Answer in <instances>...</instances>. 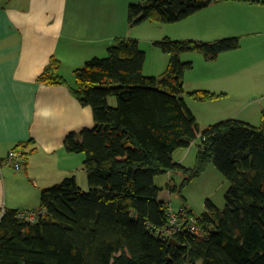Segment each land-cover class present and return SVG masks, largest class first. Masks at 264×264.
Segmentation results:
<instances>
[{
  "label": "trees",
  "instance_id": "1",
  "mask_svg": "<svg viewBox=\"0 0 264 264\" xmlns=\"http://www.w3.org/2000/svg\"><path fill=\"white\" fill-rule=\"evenodd\" d=\"M218 1L256 2L141 0L127 6V24L173 23ZM152 44L169 56L158 77L143 74L145 53L130 37L114 38L106 56L92 57L72 71L70 94L90 109L93 126L67 133L63 146L83 155L87 188L69 176L42 189L37 210L43 213L34 221L0 206V264H264V111L259 125L230 118L200 128L182 96L204 102L224 94L185 92L183 74L192 63L180 55L197 52L213 61L238 48L239 39L165 36ZM59 65L51 56L37 82L65 84ZM109 97L115 98L114 106ZM196 138L193 166L172 160L173 150ZM209 164L228 181L224 208L205 201L198 215L203 237L187 231L159 234L168 206L158 198L154 177L181 174L168 190L178 196L179 208L192 214L183 189Z\"/></svg>",
  "mask_w": 264,
  "mask_h": 264
},
{
  "label": "crops",
  "instance_id": "2",
  "mask_svg": "<svg viewBox=\"0 0 264 264\" xmlns=\"http://www.w3.org/2000/svg\"><path fill=\"white\" fill-rule=\"evenodd\" d=\"M140 1L0 0V159L10 148L28 142L23 147L28 151L26 162L19 170L0 168V206L35 211L41 190L69 176L80 188H87L83 155L67 152L63 139L93 121L90 109L70 94L74 78L67 73L73 75L88 59L105 54L114 38H135L141 48L136 28L142 22L130 27L126 17L127 6ZM254 1H227L229 20L244 18L234 35L245 39V44L216 60L223 65L229 53L228 68L234 72L264 59V0ZM252 11L262 16L252 17L248 14ZM158 54L156 66L166 68L167 56ZM51 56L59 60L63 85L37 82ZM145 65L146 54L143 71ZM218 74L224 76L225 69Z\"/></svg>",
  "mask_w": 264,
  "mask_h": 264
},
{
  "label": "rangeland",
  "instance_id": "3",
  "mask_svg": "<svg viewBox=\"0 0 264 264\" xmlns=\"http://www.w3.org/2000/svg\"><path fill=\"white\" fill-rule=\"evenodd\" d=\"M230 7L231 3L227 1L211 2L186 18L173 23H157L149 20L142 22L136 30L139 31L138 35L142 38L141 48L146 54V65L143 74L156 77L161 75L165 67L156 66L158 63L157 57L160 55L158 53H162L161 55H164V57L167 56L169 60L166 53L155 47L152 42H147L148 40H159L166 36L172 39H194L210 42L235 36L239 39V45H244L245 39L237 36V34L234 35L242 22L241 19L244 18H240L238 15L235 20H229ZM253 12H248V14L250 13L254 18L262 16L260 12H256V14ZM225 55L228 56L224 64L220 65L219 59H215L214 62L205 60L197 52L182 53L180 60L192 63V68L186 70L183 74L185 92L208 90L212 93L219 94L222 92L224 94L215 100L204 102L194 100L185 93L182 96L200 128L230 118L252 125H259L261 112L264 111V59L257 61V66L249 64L234 72L232 71L233 67L228 68L229 53ZM104 56H106V53L100 57ZM233 62L242 64L234 59ZM224 69V76L217 75L218 71L222 73ZM260 71L263 75H260ZM67 76L73 77L69 72ZM108 101L112 106L115 105L114 97H109ZM92 126L93 122L87 128H92ZM198 142L199 139L196 138L188 147L176 148L171 153V157L174 160H179L184 166H193ZM180 180L181 174L177 172H165L154 177L155 185L160 188L159 200L163 201L173 212L179 209L180 200L174 192L168 190L167 185H176ZM228 185L225 177L212 164H209L200 176L194 178L184 187L183 196L192 213L198 216L204 210L206 200H210L220 210L224 208ZM83 189H86V187ZM197 264H200V262Z\"/></svg>",
  "mask_w": 264,
  "mask_h": 264
},
{
  "label": "built area",
  "instance_id": "4",
  "mask_svg": "<svg viewBox=\"0 0 264 264\" xmlns=\"http://www.w3.org/2000/svg\"><path fill=\"white\" fill-rule=\"evenodd\" d=\"M26 154L22 146L10 148L6 155L0 159V168L2 166L11 167L14 170H19L25 163ZM42 210L36 211H18L17 216L26 221H34L42 214ZM167 224L159 229V234L173 237L176 233L187 231L196 237H203V232L198 224L199 216L195 214H187L182 208L173 212L170 207L167 209Z\"/></svg>",
  "mask_w": 264,
  "mask_h": 264
},
{
  "label": "water",
  "instance_id": "5",
  "mask_svg": "<svg viewBox=\"0 0 264 264\" xmlns=\"http://www.w3.org/2000/svg\"><path fill=\"white\" fill-rule=\"evenodd\" d=\"M169 241H174V239L173 238H170Z\"/></svg>",
  "mask_w": 264,
  "mask_h": 264
}]
</instances>
